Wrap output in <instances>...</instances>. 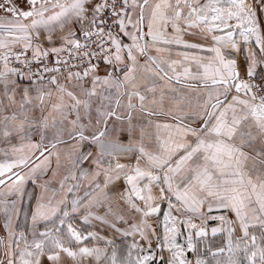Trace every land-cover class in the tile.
<instances>
[{"label": "snow or ice", "instance_id": "1", "mask_svg": "<svg viewBox=\"0 0 264 264\" xmlns=\"http://www.w3.org/2000/svg\"><path fill=\"white\" fill-rule=\"evenodd\" d=\"M0 13V264H264V0H0ZM56 115L71 127L49 147ZM53 155L58 189L40 182ZM29 182L41 194L18 232ZM78 220L133 237L126 254ZM210 222L226 237L215 249Z\"/></svg>", "mask_w": 264, "mask_h": 264}, {"label": "crops", "instance_id": "2", "mask_svg": "<svg viewBox=\"0 0 264 264\" xmlns=\"http://www.w3.org/2000/svg\"><path fill=\"white\" fill-rule=\"evenodd\" d=\"M0 15H3V13H0ZM186 38L191 39L190 37H186ZM173 58H176V57H175V54H173ZM258 71H264V68H258ZM101 75H103V72H101ZM60 82H61V83H64V82H65V81L63 80L62 77H60ZM27 83H28L27 80L22 81V84H24V85H27ZM73 83H74V82H73ZM35 115H36L37 117H40V116H41V113H40L39 109H37V110L35 111ZM43 115L47 116V115H48L47 111H45V112L43 113ZM74 118H75L74 114L69 115V117H68L69 120H72V119H74ZM55 123H56V126L53 127V126H52V123H51V118H50L49 127H48V129L46 130V132H45V140H44V144H45L46 146H49V147L51 146V143L54 141V139H55V137H56V134H57V130H58V128H60V127L70 128V127H71L69 124H67V122H65L64 125H61L59 115H56V116H55ZM63 135H64V138L67 139V133L65 132ZM125 139H126V138H125ZM39 141H40V134H39V132L36 131V130H33L32 133H31V142H33V143H38ZM0 147H4V145L0 144ZM67 147H68L67 144H58V145H57V148H56V149H53V152L59 151V152L61 153V162H62V163H63V156H64V153H65L66 150H67ZM85 147H86V146H85ZM45 155H47V153H45ZM53 170H56L58 173H61V174H62V172H63V168H61V169H56V157H55V155H53V156L51 157V168H50L49 171H48V172H47V173L41 178V181H40V182H43V181H45V180H50V181H51L50 187H52V188H57V189H58V188H59L58 181L62 178V176H61L60 174H58L57 176L53 177V176H52V171H53ZM29 183H31V182H29ZM29 183H28V184H29ZM28 184H27V185H28ZM31 184H32V183H31ZM33 190H34V197H35L36 195H39V196H40V194H41V189L38 187V185L33 184ZM36 197H37V196H36ZM163 208H164L165 211L167 210V206H166V204L163 205ZM94 211H96V212H98L99 214L102 215L103 212L105 211V209H104V208L94 209ZM0 216H1V215H0ZM153 219H154V218H153ZM160 219H161V220L163 219V216H162V215L160 216ZM150 222H152V221H150ZM196 222L199 223L198 220H197ZM78 223H79L81 226L86 227V228H87V231H99L101 235H105V236H107L109 239H114V246H115L116 249H117V254H118V255H124V254H126V252H127V248H128V245H130L131 242H132V240H133V237H127V238H125V237H122V236L119 235V234H115V235H114L113 232H112V230L108 229L107 226H103V227H102V226L100 225V222H99V221H95V220H93L91 225H85V224L83 223V221H81V220H78ZM217 224H218V222H210V223H209V234H208V236L205 238V242L207 243V245H210L213 249H215V248L218 247V246H222L223 243H224L225 240H226V237H225V235H224L223 233H218L215 237L212 236V234H211V227H215V226H217ZM185 235H186V233H185ZM135 239L138 240L139 237L137 236V237H135ZM178 242L183 244V243L185 242V241H184V236H180V237H178ZM92 243H98V246H100V247H105V243H104L103 241H99V242L92 241L91 243H89V246H91ZM141 243H143V242L141 241ZM204 246H205V243L202 242V243L200 244V247H201L202 250L204 249ZM157 252H158V255H159V250H157ZM163 255H164L165 257H167L169 254H168L167 251H165V252L163 253ZM192 256H193V254H192V253H189V258H190V259L192 258Z\"/></svg>", "mask_w": 264, "mask_h": 264}, {"label": "rangeland", "instance_id": "3", "mask_svg": "<svg viewBox=\"0 0 264 264\" xmlns=\"http://www.w3.org/2000/svg\"><path fill=\"white\" fill-rule=\"evenodd\" d=\"M37 197L39 195H36ZM36 196L34 197L33 184H26L24 190V196L19 204L20 212L18 216L13 218V227L19 232L22 230H30L31 228V210L35 207L36 204ZM10 199H15V197H10ZM0 230L4 237H6L7 232L4 229L5 217L3 212H0ZM77 226L82 230H87L86 227L81 226L77 221ZM1 255V253H0ZM122 256V255H121Z\"/></svg>", "mask_w": 264, "mask_h": 264}, {"label": "built area", "instance_id": "4", "mask_svg": "<svg viewBox=\"0 0 264 264\" xmlns=\"http://www.w3.org/2000/svg\"><path fill=\"white\" fill-rule=\"evenodd\" d=\"M29 55H30V53H29ZM67 58V57H66ZM14 66H16V67H19V65H14ZM73 71H77V70H80V69H72ZM65 75H66V73H65Z\"/></svg>", "mask_w": 264, "mask_h": 264}, {"label": "flooded vegetation", "instance_id": "5", "mask_svg": "<svg viewBox=\"0 0 264 264\" xmlns=\"http://www.w3.org/2000/svg\"><path fill=\"white\" fill-rule=\"evenodd\" d=\"M0 237H4L3 234H2V232H1V230H0ZM1 255H2V253H1Z\"/></svg>", "mask_w": 264, "mask_h": 264}]
</instances>
